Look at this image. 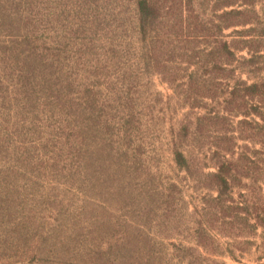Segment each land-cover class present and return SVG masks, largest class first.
<instances>
[{"label":"rangeland","instance_id":"obj_1","mask_svg":"<svg viewBox=\"0 0 264 264\" xmlns=\"http://www.w3.org/2000/svg\"><path fill=\"white\" fill-rule=\"evenodd\" d=\"M138 1L0 0V264H264L241 220L202 235L209 146L240 118L198 121L233 66L264 84V0H236L249 23L222 32L215 0H150L145 30ZM255 158L261 184L234 198L261 211Z\"/></svg>","mask_w":264,"mask_h":264},{"label":"trees","instance_id":"obj_2","mask_svg":"<svg viewBox=\"0 0 264 264\" xmlns=\"http://www.w3.org/2000/svg\"><path fill=\"white\" fill-rule=\"evenodd\" d=\"M215 1L217 10L221 13L218 15V20L214 21V26L220 32L227 28L245 27L249 23L248 19H245L246 10L240 8L238 1ZM185 2L188 7L194 5V0H185ZM153 9L154 6L150 0L138 1L140 23L143 30L147 28ZM182 24L190 26L189 17L184 18ZM222 44L225 49L229 48L227 42ZM229 54L235 58L237 50L229 49ZM222 68L224 67H220L221 70H223ZM238 71L237 67L233 66L230 69L231 80L228 83L222 80L218 81L216 88L226 87L227 90L223 95V101L219 95L207 96L206 98L214 101L216 105L205 104L206 112L198 118L199 122L205 124L228 120L229 117L240 118L237 129L231 133L229 145L209 146L211 154L209 159L214 171H211L208 176L213 181V189L217 195L211 199L215 206L211 210H207L208 212L204 216L206 218L201 224L202 235L206 234L207 237H210L208 233L210 222H217L222 226V230L230 232L228 230H231L238 223L237 221L241 220L239 224L251 229L254 232L252 234L255 235L258 230H261L260 238L263 245L261 248H264V208L259 211L255 208L254 203L247 200L244 203H239L234 198L236 188L244 186L250 189L262 182L255 175L258 167L254 166L257 165L255 157L264 156V141H256L253 139V135H246L243 127L251 124L264 127V107L262 106L264 103L261 93L264 91V84L257 81L250 83L248 79H243V73L237 74ZM257 145H259L258 148H256ZM173 154L179 166L183 167L187 164L188 158L182 147L174 145ZM258 174H262V172ZM259 187L262 188V185ZM225 236L230 237V235ZM248 242L251 245L254 244V241L249 240ZM229 256L236 260L232 254Z\"/></svg>","mask_w":264,"mask_h":264}]
</instances>
